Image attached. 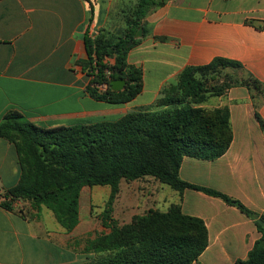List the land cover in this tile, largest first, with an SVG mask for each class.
Returning <instances> with one entry per match:
<instances>
[{
  "label": "crops",
  "instance_id": "crops-1",
  "mask_svg": "<svg viewBox=\"0 0 264 264\" xmlns=\"http://www.w3.org/2000/svg\"><path fill=\"white\" fill-rule=\"evenodd\" d=\"M136 1L0 0V122L13 110L43 128L90 124L104 117L114 121L153 104L185 67L217 57L240 63L264 89V29L258 28L264 26V0H168L148 15L150 34L128 54L129 63L144 71L142 92L119 105L91 98L85 91L89 77L80 65L87 60L84 37L123 28L124 12ZM254 95L246 87H232L205 105L228 106L233 142L214 161L185 157L180 177L264 215V129L254 108L258 103L264 121V98ZM20 175L15 146L0 138V264L84 262L89 235L78 231L81 218L77 228L66 232L52 211L44 218V208L37 212L21 202L13 210L2 206L4 193ZM146 178L140 181L151 182L149 188L162 195L155 206L179 203L185 215L204 220L209 245L193 264H234L248 257L261 235L251 218L220 198L191 189L169 192Z\"/></svg>",
  "mask_w": 264,
  "mask_h": 264
},
{
  "label": "trees",
  "instance_id": "trees-1",
  "mask_svg": "<svg viewBox=\"0 0 264 264\" xmlns=\"http://www.w3.org/2000/svg\"><path fill=\"white\" fill-rule=\"evenodd\" d=\"M167 1L137 0L124 12L123 28L96 37L85 35L87 60L80 65L89 77L85 91L91 98L119 105L132 102L142 92L144 71L129 63L128 54L150 34L148 15ZM140 27L143 36L135 39ZM229 68L244 70L240 63L222 57L187 66L162 87L153 104L114 121L43 128L18 111H9L0 122V138L15 146L21 175L4 193L2 206L13 210L14 203L21 202L37 212L45 207L66 232H71L80 224L83 188L107 186L110 196L99 214L104 231L88 237L89 256L81 264L197 262L209 245L208 228L201 218L185 215L179 203H172L165 211L149 208L132 216L129 223L114 219L121 182L149 176L180 194L197 190L238 208L254 221L261 235L248 257L234 264H264V215L223 192L180 177L185 157L214 161L225 155L233 142L230 110L228 106L207 108L212 98L224 96L232 87H246L259 99L264 98L257 78L248 73L247 78L237 79L227 72ZM112 80H125V87L113 90ZM103 83L106 90L98 88ZM257 106L255 103V116L264 129Z\"/></svg>",
  "mask_w": 264,
  "mask_h": 264
},
{
  "label": "rangeland",
  "instance_id": "rangeland-1",
  "mask_svg": "<svg viewBox=\"0 0 264 264\" xmlns=\"http://www.w3.org/2000/svg\"><path fill=\"white\" fill-rule=\"evenodd\" d=\"M227 72H230L234 75L235 78H247V75L244 71L227 69ZM213 101H218L219 98H213ZM104 121L108 119L102 118ZM100 120V119H98ZM147 180H153V177H147ZM150 183V184H149ZM136 181L130 185L125 181H122L120 184V193L115 200L113 206V217L115 220L122 222H129L131 216L144 214L149 207H156L162 211H165L168 206H162L165 203L155 206L156 200L162 198L161 193L155 194L151 190V182ZM164 187L167 191L173 192L168 186L159 184ZM110 196V188L105 186H94V187H85L81 194V205H80V218L82 224L78 231H81L82 234L87 233L89 237L94 238L95 235L101 231H104L101 220L99 219V214L103 211L104 205L108 201ZM42 211L41 215L45 218V212H51L48 209ZM46 210V211H45ZM46 220V219H45ZM44 220V221H45ZM47 224L51 225L50 221H47ZM83 243V239L81 240Z\"/></svg>",
  "mask_w": 264,
  "mask_h": 264
},
{
  "label": "water",
  "instance_id": "water-1",
  "mask_svg": "<svg viewBox=\"0 0 264 264\" xmlns=\"http://www.w3.org/2000/svg\"><path fill=\"white\" fill-rule=\"evenodd\" d=\"M142 36H143V29L142 27H140L135 35V39H140L142 38ZM131 44H133L132 41L129 43V45ZM125 84H126L125 80H112L110 82L111 88L116 91L122 90L125 87Z\"/></svg>",
  "mask_w": 264,
  "mask_h": 264
},
{
  "label": "built area",
  "instance_id": "built-area-1",
  "mask_svg": "<svg viewBox=\"0 0 264 264\" xmlns=\"http://www.w3.org/2000/svg\"><path fill=\"white\" fill-rule=\"evenodd\" d=\"M108 75V74H107ZM98 88L100 90H106L107 89V85L105 83L101 84V85H98Z\"/></svg>",
  "mask_w": 264,
  "mask_h": 264
}]
</instances>
